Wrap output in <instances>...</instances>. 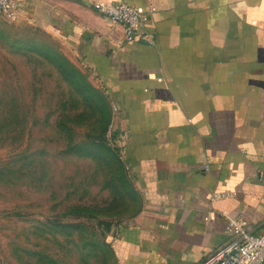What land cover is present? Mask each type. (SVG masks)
<instances>
[{"label": "crops", "instance_id": "crops-1", "mask_svg": "<svg viewBox=\"0 0 264 264\" xmlns=\"http://www.w3.org/2000/svg\"><path fill=\"white\" fill-rule=\"evenodd\" d=\"M21 1L118 107L137 208L109 241L116 264H198L228 216L264 231V0H124L154 45L93 6L119 0Z\"/></svg>", "mask_w": 264, "mask_h": 264}, {"label": "rangeland", "instance_id": "rangeland-1", "mask_svg": "<svg viewBox=\"0 0 264 264\" xmlns=\"http://www.w3.org/2000/svg\"><path fill=\"white\" fill-rule=\"evenodd\" d=\"M29 20L0 16V264H116L109 241L137 194L119 169L68 148L96 138L120 156L113 106L107 122L102 88Z\"/></svg>", "mask_w": 264, "mask_h": 264}, {"label": "built area", "instance_id": "built-area-1", "mask_svg": "<svg viewBox=\"0 0 264 264\" xmlns=\"http://www.w3.org/2000/svg\"><path fill=\"white\" fill-rule=\"evenodd\" d=\"M93 6L112 21L121 24L125 39L139 37L149 45L155 44V35L146 26V15L140 7L124 0L94 1ZM21 15V0H0V16L17 19ZM117 109V105L113 104V110ZM222 195L221 192H214L212 196ZM226 231L230 235L229 239L198 264H264V231H254L252 225L233 216L227 217Z\"/></svg>", "mask_w": 264, "mask_h": 264}, {"label": "trees", "instance_id": "trees-1", "mask_svg": "<svg viewBox=\"0 0 264 264\" xmlns=\"http://www.w3.org/2000/svg\"><path fill=\"white\" fill-rule=\"evenodd\" d=\"M68 62L69 64H72L70 63L69 60ZM87 84L91 92L93 91V92L98 93V90L93 86V84H91L90 82H87ZM102 101H103V106L105 107L102 108L101 112L104 116L106 115V119H107L106 121L108 122L109 115H108V111L106 108L107 102H106V98L103 95H102ZM61 126L67 127L68 129V126H65V125H61ZM68 148L73 149V150L82 149L83 152L94 155L96 158H98V160H101L103 163L110 166V168L114 167L115 169H119L120 170L119 178H120L122 185L129 192L130 191L134 192L133 186L126 174L125 165L123 163V160L119 156L117 150L111 147L110 145H108L107 143H105L103 140L92 138L88 141H85L83 144H76V143L70 144L68 145ZM102 242L103 244L95 242V241H90L92 248H94L96 251L101 252V253L103 251L104 254H106L105 252L107 248L104 246V244L106 243H104V241Z\"/></svg>", "mask_w": 264, "mask_h": 264}]
</instances>
